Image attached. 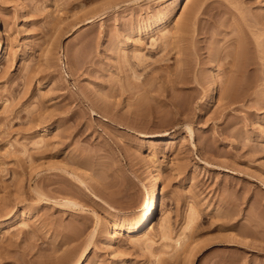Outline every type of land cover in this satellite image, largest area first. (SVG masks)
I'll list each match as a JSON object with an SVG mask.
<instances>
[{"label":"rangeland","instance_id":"374dc122","mask_svg":"<svg viewBox=\"0 0 264 264\" xmlns=\"http://www.w3.org/2000/svg\"><path fill=\"white\" fill-rule=\"evenodd\" d=\"M0 29V264H264V0H0Z\"/></svg>","mask_w":264,"mask_h":264},{"label":"bare ground","instance_id":"6f19581e","mask_svg":"<svg viewBox=\"0 0 264 264\" xmlns=\"http://www.w3.org/2000/svg\"><path fill=\"white\" fill-rule=\"evenodd\" d=\"M174 2H175V4L180 5V4H183L185 2V0H174ZM0 44H2V47L0 48V58H1L10 49L9 45L6 43L5 35L1 29H0ZM212 99L213 100L217 99V93L215 90H213V92H212ZM160 182L161 181H160L159 174L155 170H151L150 175H149V183H148V187H147L145 203H144L145 205H144L143 209L140 211V213L138 214L137 220L130 225H126L124 223H121L118 226L109 225L107 227V233H108L107 236H108L109 242L115 241L114 233H113V230L115 228H118L120 230H125L127 233H130V234H135V233H141V232L145 231L149 226H151L153 219H154L156 209L159 206ZM162 218H163V216H162ZM166 218H167V216H166ZM162 222H163V219H162ZM164 224H166V223H164ZM161 226H163V225H161ZM88 253H89V251H88V247H87L85 249V251L81 254L80 259L75 264H85L87 261V258H88Z\"/></svg>","mask_w":264,"mask_h":264}]
</instances>
